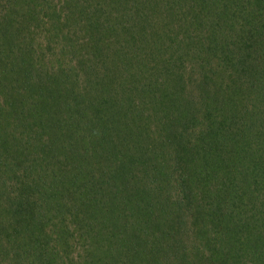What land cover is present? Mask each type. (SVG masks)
Listing matches in <instances>:
<instances>
[{
	"label": "trees",
	"instance_id": "1",
	"mask_svg": "<svg viewBox=\"0 0 264 264\" xmlns=\"http://www.w3.org/2000/svg\"><path fill=\"white\" fill-rule=\"evenodd\" d=\"M0 264H264V0H0Z\"/></svg>",
	"mask_w": 264,
	"mask_h": 264
}]
</instances>
